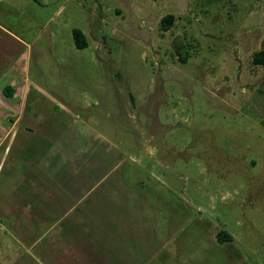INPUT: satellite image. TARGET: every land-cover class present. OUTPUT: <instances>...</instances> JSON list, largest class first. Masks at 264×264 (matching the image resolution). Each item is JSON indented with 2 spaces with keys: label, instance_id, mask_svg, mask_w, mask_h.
Here are the masks:
<instances>
[{
  "label": "rangeland",
  "instance_id": "rangeland-1",
  "mask_svg": "<svg viewBox=\"0 0 264 264\" xmlns=\"http://www.w3.org/2000/svg\"><path fill=\"white\" fill-rule=\"evenodd\" d=\"M0 23L22 40L0 51L28 63L33 112L69 144L53 186L62 157L115 158L117 204L170 238L169 264H264V0H0Z\"/></svg>",
  "mask_w": 264,
  "mask_h": 264
},
{
  "label": "crops",
  "instance_id": "crops-1",
  "mask_svg": "<svg viewBox=\"0 0 264 264\" xmlns=\"http://www.w3.org/2000/svg\"><path fill=\"white\" fill-rule=\"evenodd\" d=\"M5 33L22 41L0 23V38ZM27 65L23 75L20 55L0 51V252L1 240H9L14 259L8 264H169L170 238L156 239V245L147 234V215L132 207L128 218L127 208L117 204L116 182L107 180L115 158L101 160L97 169L96 155L78 157L83 163L76 167V154L62 157L61 183L53 186L55 145L69 144H56L53 119L38 120L33 112L36 86ZM72 117L73 126L80 127L79 115ZM118 225L129 233L118 234ZM99 227L108 232L99 233Z\"/></svg>",
  "mask_w": 264,
  "mask_h": 264
},
{
  "label": "trees",
  "instance_id": "trees-1",
  "mask_svg": "<svg viewBox=\"0 0 264 264\" xmlns=\"http://www.w3.org/2000/svg\"><path fill=\"white\" fill-rule=\"evenodd\" d=\"M168 18H169V16H165L161 20V26L164 29H167L168 24L170 23V22H168ZM72 37H73V42L77 48L82 49V48L86 47V38L80 29L74 28L72 30ZM227 237L230 238V236H227ZM218 238L220 241H223V238L221 236H218Z\"/></svg>",
  "mask_w": 264,
  "mask_h": 264
}]
</instances>
